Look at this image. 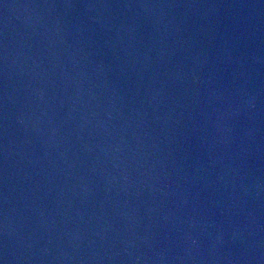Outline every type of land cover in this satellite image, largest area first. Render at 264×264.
Instances as JSON below:
<instances>
[{"label":"water","instance_id":"1","mask_svg":"<svg viewBox=\"0 0 264 264\" xmlns=\"http://www.w3.org/2000/svg\"><path fill=\"white\" fill-rule=\"evenodd\" d=\"M0 264H264V0H0Z\"/></svg>","mask_w":264,"mask_h":264}]
</instances>
